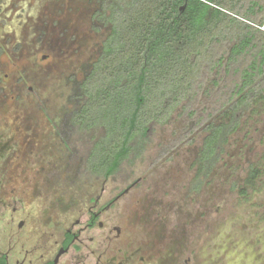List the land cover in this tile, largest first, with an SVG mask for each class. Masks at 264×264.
I'll list each match as a JSON object with an SVG mask.
<instances>
[{"label":"rangeland","instance_id":"374dc122","mask_svg":"<svg viewBox=\"0 0 264 264\" xmlns=\"http://www.w3.org/2000/svg\"><path fill=\"white\" fill-rule=\"evenodd\" d=\"M104 3L0 0V121L12 132L28 127L34 135L25 144L34 139L29 146L36 154L32 180L46 191L36 199L40 230L47 219L53 240L61 238L77 218L83 224L90 197L104 202L140 178L101 220L112 224L131 208L140 229L133 231L131 244L144 246L160 234L162 245L189 247L160 252V259L152 252L149 264H264V100L245 113L200 188L191 189L205 126L212 119L207 113L228 87L223 73L211 71L193 100L180 103L165 123L151 124L142 154L124 160L111 177L81 172L92 142L88 135L70 132L69 116L110 31L109 23L97 18ZM250 164L258 165L261 174L244 190ZM41 166L49 171L38 173ZM144 210L154 220L148 227L146 216L137 215ZM67 259L62 256L59 264Z\"/></svg>","mask_w":264,"mask_h":264},{"label":"trees","instance_id":"16d2710c","mask_svg":"<svg viewBox=\"0 0 264 264\" xmlns=\"http://www.w3.org/2000/svg\"><path fill=\"white\" fill-rule=\"evenodd\" d=\"M98 14L110 31L69 116L70 132L92 142L85 170L107 177L140 156L149 126L193 100L215 71L228 87L207 113L191 186L198 190L245 113L264 100V0H105ZM260 174L250 164L243 189Z\"/></svg>","mask_w":264,"mask_h":264},{"label":"flooded vegetation","instance_id":"af4514ba","mask_svg":"<svg viewBox=\"0 0 264 264\" xmlns=\"http://www.w3.org/2000/svg\"><path fill=\"white\" fill-rule=\"evenodd\" d=\"M17 129V132H12L0 121V264H59L64 255L68 258L66 264H149V258L155 252L160 259V252H167L171 248L173 252L189 250L188 245L160 244V234L155 238L152 236L153 239L150 237L151 241L146 239L144 246L131 244L133 231L139 225L134 220L135 214L131 208L120 212L118 220L112 224L106 225L101 220L103 214L136 186L140 178L104 202L100 203L98 195L90 197L92 205L87 209V218L83 224L77 218L63 230L61 238L53 240V230L47 224V219H44V230L41 231V224H37V221L42 222L43 219L37 213L36 199L38 195L44 197L46 191L44 186L40 188L41 185H36V177L31 174L35 171L31 164L36 163V154L29 146L35 143L33 138L32 143L30 141L25 144V141L34 135L28 127L23 129L19 126ZM64 144L67 147L68 143ZM47 171L49 169L44 166L38 169L41 174ZM81 172H86L84 164ZM44 177L48 181L49 176L45 174ZM46 181L43 184H47ZM144 211L137 215H142L141 218L146 216L145 224L148 227L154 220L150 217L147 219V210ZM96 228L99 231L95 232Z\"/></svg>","mask_w":264,"mask_h":264},{"label":"water","instance_id":"95a60500","mask_svg":"<svg viewBox=\"0 0 264 264\" xmlns=\"http://www.w3.org/2000/svg\"><path fill=\"white\" fill-rule=\"evenodd\" d=\"M183 8H184V6L181 7V9H183ZM60 254H61V251L58 253V255H60Z\"/></svg>","mask_w":264,"mask_h":264}]
</instances>
